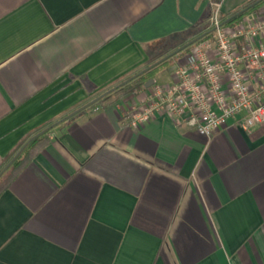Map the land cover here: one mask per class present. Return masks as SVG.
<instances>
[{
    "label": "crops",
    "instance_id": "crops-1",
    "mask_svg": "<svg viewBox=\"0 0 264 264\" xmlns=\"http://www.w3.org/2000/svg\"><path fill=\"white\" fill-rule=\"evenodd\" d=\"M251 2L0 0V170L203 33L216 5L225 18ZM151 86L36 137L0 189V264H264V125L133 127Z\"/></svg>",
    "mask_w": 264,
    "mask_h": 264
},
{
    "label": "built area",
    "instance_id": "built-area-1",
    "mask_svg": "<svg viewBox=\"0 0 264 264\" xmlns=\"http://www.w3.org/2000/svg\"><path fill=\"white\" fill-rule=\"evenodd\" d=\"M220 5L207 31L175 69L174 80L153 84L141 106H131L130 124L139 128L155 114L210 138L229 119L248 131L264 125V8L227 26Z\"/></svg>",
    "mask_w": 264,
    "mask_h": 264
},
{
    "label": "trees",
    "instance_id": "trees-1",
    "mask_svg": "<svg viewBox=\"0 0 264 264\" xmlns=\"http://www.w3.org/2000/svg\"><path fill=\"white\" fill-rule=\"evenodd\" d=\"M254 1L255 0H253V2ZM262 7H264V0L260 1L259 3H257L256 5L251 7L250 9H248L246 12H244L241 15H239L235 19L229 21L225 25H227V26L233 25V24L237 23L240 19H242L244 16L252 14V13H254L256 11H259ZM219 17H220L221 22H223L228 16H226L225 18H221V16H219ZM206 31L207 30H205L203 32H206ZM210 36H211V34L208 33L207 35H205L203 38H201L198 41H201V40H203V39H205L207 37H210ZM194 44H192L191 46H189V47L185 48L184 50L178 52L177 54H175L174 56L168 58L167 60L163 61L162 63L158 64L157 66L153 67L152 69H150L146 73H144V74L132 79L131 81H129L125 85H123L121 87H118L117 89H115L111 93L107 94L106 96H104L103 98L98 100L96 103L91 105L90 107L108 105V104L113 103L114 101L118 100L119 98H121L122 96H124L126 94L136 93L139 90L143 89L145 84L154 76L155 72H157L159 69L168 68L174 58H177V57L181 56L187 49L191 48ZM118 83H116V84H118ZM116 84H114L113 86H115ZM39 141H41V139H39V138L34 139L22 151V153L11 164V166L1 175V177H0V189H2L4 187V185L7 182L8 178L10 177L12 172L14 171V168H15L16 164L19 161H21L24 158V156L27 154V152H29L35 146V144H37Z\"/></svg>",
    "mask_w": 264,
    "mask_h": 264
},
{
    "label": "water",
    "instance_id": "water-1",
    "mask_svg": "<svg viewBox=\"0 0 264 264\" xmlns=\"http://www.w3.org/2000/svg\"><path fill=\"white\" fill-rule=\"evenodd\" d=\"M262 0H255L254 2L250 3L249 5L245 6L244 8L236 11L235 13L231 14L230 16H228L222 23L226 24L229 21L235 19L236 17H238L239 15L243 14L244 12H246L248 9H250L251 7H253L254 5H256L257 3H259ZM209 33V31L203 32L199 35H197L196 37L192 38L191 40L185 42L184 44L180 45L179 47H177L176 49L170 51L169 53L165 54L164 56H162L161 58L157 59L156 61H154L153 63L149 64L148 66H146L145 68L139 70L138 72H136L135 74L129 76L128 78L122 80L121 82H119L118 84H116L115 86L107 89L106 91L102 92L99 96H97L96 98L92 99L91 101L87 102L86 104H84L83 106L77 108L76 110L72 111L71 113H69L68 115L64 116L63 118H61L60 120L52 123L50 126L46 127L45 129H43L41 132L35 134L34 136H32L31 138H29L16 152L15 154L8 160V162L1 168L0 170V177L1 175L11 166V164L17 159V157L21 154V152L23 151V149L31 142L33 141L36 137H38L40 134L50 130L53 126H55L56 124L60 123L61 121L71 117L72 115H74L77 112H80L81 110L93 105L94 103H96L98 100H100L101 98H103L104 96H106L107 94L111 93L112 91H114L115 89H117L118 87H121L123 85H125L126 83H128L129 81H131L132 79L146 73L147 71H149L150 69H152L153 67L157 66L158 64L162 63L163 61L167 60L168 58L174 56L175 54H177L178 52L184 50L185 48L191 46L192 44H194L195 42H197L198 40H200L201 38H203L205 35H207ZM153 85V80H149L145 86L149 87Z\"/></svg>",
    "mask_w": 264,
    "mask_h": 264
},
{
    "label": "rangeland",
    "instance_id": "rangeland-1",
    "mask_svg": "<svg viewBox=\"0 0 264 264\" xmlns=\"http://www.w3.org/2000/svg\"><path fill=\"white\" fill-rule=\"evenodd\" d=\"M191 48L187 49L182 55L184 56L186 53H188L190 51ZM164 79L167 78V75L165 77H163ZM166 80V79H165Z\"/></svg>",
    "mask_w": 264,
    "mask_h": 264
}]
</instances>
